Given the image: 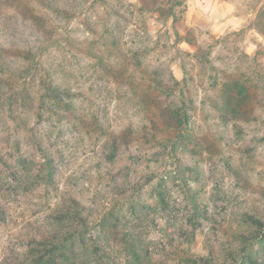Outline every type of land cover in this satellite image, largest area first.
Wrapping results in <instances>:
<instances>
[{
  "label": "rangeland",
  "instance_id": "1",
  "mask_svg": "<svg viewBox=\"0 0 264 264\" xmlns=\"http://www.w3.org/2000/svg\"><path fill=\"white\" fill-rule=\"evenodd\" d=\"M233 78L245 119L221 110ZM0 154V262L71 197L155 264L222 254L264 219V0H0Z\"/></svg>",
  "mask_w": 264,
  "mask_h": 264
},
{
  "label": "trees",
  "instance_id": "2",
  "mask_svg": "<svg viewBox=\"0 0 264 264\" xmlns=\"http://www.w3.org/2000/svg\"><path fill=\"white\" fill-rule=\"evenodd\" d=\"M252 96L254 92L248 81L240 78L229 80L223 86L221 110L227 115L224 117L228 120L245 119L252 110L248 108ZM233 125L241 129L236 122ZM112 147L108 159L119 151L114 138ZM0 162L6 164L1 154ZM45 165L48 170L46 176L50 178V160L47 159ZM14 177L20 180L16 171ZM53 213V222L47 231L39 237H30L20 255L12 261L2 260L0 264H108L104 262V243H108L110 249L113 248L111 244L118 247V253L114 254L119 261L118 256L123 255V264H155L152 250L144 243L139 231L140 226L127 218L109 214L106 218L101 216L97 219L98 214H93V210L73 197L67 202L62 201ZM4 219L5 214L0 206V221ZM248 221L250 228L236 232L234 241L221 248L222 254L211 248V254L188 261L192 264H264V219L248 215ZM119 226L122 227L121 233ZM113 262L116 264L117 260Z\"/></svg>",
  "mask_w": 264,
  "mask_h": 264
}]
</instances>
